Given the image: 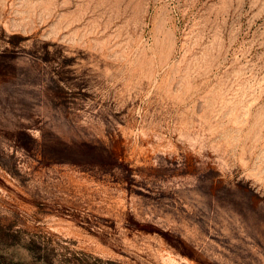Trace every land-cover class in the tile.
<instances>
[{
	"label": "rangeland",
	"instance_id": "374dc122",
	"mask_svg": "<svg viewBox=\"0 0 264 264\" xmlns=\"http://www.w3.org/2000/svg\"><path fill=\"white\" fill-rule=\"evenodd\" d=\"M0 264H264V0H0Z\"/></svg>",
	"mask_w": 264,
	"mask_h": 264
}]
</instances>
